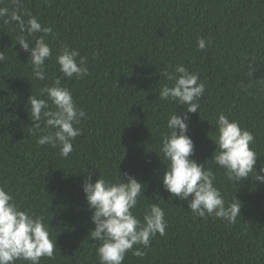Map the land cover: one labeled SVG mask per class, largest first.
Here are the masks:
<instances>
[{
	"label": "trees",
	"instance_id": "1",
	"mask_svg": "<svg viewBox=\"0 0 264 264\" xmlns=\"http://www.w3.org/2000/svg\"><path fill=\"white\" fill-rule=\"evenodd\" d=\"M0 6L14 7L11 0ZM24 9L53 28L54 35L46 37L52 59L45 61V79H33L29 54L15 44L19 28L0 24V51L6 57L0 62V187L22 208L49 220L55 258L42 257L40 264H99L100 242L89 238L94 225L81 185L86 177L112 178L118 170L145 184L146 199H138L133 213L142 219L146 208L158 203L168 224L143 257L129 251L123 264H264V184L229 181L212 165L226 203L234 197L241 202L240 217L234 224L194 219L187 201L170 197L163 187L166 162L158 155L168 115L186 112L184 105L159 97L162 86L172 84L163 73L182 64L205 84L198 113L188 114L193 158L198 163L211 158L215 122L223 113L253 134L259 171L264 0H24ZM40 35L30 37V47ZM201 37L211 40L204 50L197 47ZM61 45L86 58L87 75L62 76L55 60ZM249 64L254 66L250 74ZM57 77L85 112L67 158L59 147L37 143L49 130L43 121L34 129L28 105L30 95L46 99L41 89Z\"/></svg>",
	"mask_w": 264,
	"mask_h": 264
},
{
	"label": "clouds",
	"instance_id": "2",
	"mask_svg": "<svg viewBox=\"0 0 264 264\" xmlns=\"http://www.w3.org/2000/svg\"><path fill=\"white\" fill-rule=\"evenodd\" d=\"M3 4V0H0ZM14 6H0V24L13 25L19 28L16 37L22 51L29 54L32 76L43 81L46 72V60L52 59V49L46 40L49 34L54 35L51 26H42L38 18L24 9V0H11ZM27 16V20L24 17ZM26 33V34H25ZM38 36L32 46L30 37ZM211 40L201 37L197 40L199 49H206ZM79 58V59H77ZM6 59L0 51V62ZM59 71L64 78H83L88 73L86 58L79 50L61 45L55 57ZM254 70L248 65L249 74ZM172 81L171 86L164 85L159 91L162 100H171L175 105H184L186 112L172 111L166 121L167 132L162 134L159 156L166 162L161 182L166 191L179 200H186L193 218L215 217L228 224H234L240 217L241 202L226 203L220 189L215 186L216 175L212 165L224 170L227 180L232 182L251 179L264 184V162L256 170L257 158L261 156L252 145L253 134L242 128L236 120H230L221 113L218 115L213 142L216 147L210 159L198 163L193 157L195 143L188 133V114L198 113L199 98L205 90V84L199 82L198 74L190 72L182 64L176 65L174 72L163 73ZM42 96L28 97L33 127L41 128V121L48 133L40 136L37 143L59 147V155L67 158L73 151V141L81 135L76 127L85 117L73 99L72 91L61 85V78L41 89ZM51 103L52 108H49ZM211 161L209 165L208 162ZM126 177V179L124 178ZM88 207L91 209L90 221L94 228L89 238L99 241L96 248L99 264H123L129 251L143 257L150 247L151 240L159 234H166L168 224L165 212L158 203H151L144 211L142 219L133 213L138 199L143 196L145 184L127 172L108 178L99 174L93 181L86 177L82 182ZM190 197V199H189ZM49 220L24 209L15 196L4 187H0V264H40L42 257L54 259L55 239L50 235ZM134 245H142L144 250Z\"/></svg>",
	"mask_w": 264,
	"mask_h": 264
}]
</instances>
